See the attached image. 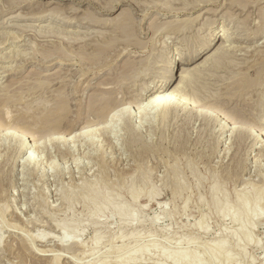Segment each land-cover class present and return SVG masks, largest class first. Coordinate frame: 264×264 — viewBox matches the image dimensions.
<instances>
[{"label": "rangeland", "instance_id": "374dc122", "mask_svg": "<svg viewBox=\"0 0 264 264\" xmlns=\"http://www.w3.org/2000/svg\"><path fill=\"white\" fill-rule=\"evenodd\" d=\"M223 22L252 40L184 61ZM206 59L211 83L184 85ZM148 64L189 105L138 98L87 131L84 102ZM262 86L264 0H0V264H264Z\"/></svg>", "mask_w": 264, "mask_h": 264}, {"label": "bare ground", "instance_id": "6f19581e", "mask_svg": "<svg viewBox=\"0 0 264 264\" xmlns=\"http://www.w3.org/2000/svg\"><path fill=\"white\" fill-rule=\"evenodd\" d=\"M194 7V6H193ZM199 7V6H198ZM184 9V8H183ZM190 9V8H189ZM167 22V21H166ZM168 24L167 23H163L161 25ZM180 24V23H179ZM172 26V25H171ZM179 25H175L173 27H176ZM168 27V26H167ZM253 27V23L249 20V21H243L240 25V28L237 30L238 33H247L248 30L252 29ZM172 28V27H169ZM232 27L230 26V23L227 22H223L221 25H215V23H209V25H207V27L204 30H201V33L196 36V38H194L193 40H191L190 42L186 43V45L188 46V55L184 57V61H199L198 58L199 57H204L207 54L210 53V51L213 49L211 48V43L215 38H219L221 39L222 43V47H220L219 49L225 51V52H229L231 50V48H229V42H232L234 40H238V39H242V40H252L251 37H241L239 35H235L233 30L231 29ZM248 34V33H247ZM153 39V38H152ZM130 41V40H129ZM117 42V41H116ZM133 43V42H132ZM143 43V42H141ZM140 43V44H141ZM129 44V43H128ZM220 46V45H219ZM107 47V46H106ZM218 49V50H219ZM126 50V49H125ZM214 50V49H213ZM234 50V49H233ZM127 52V51H125ZM121 53V51H120ZM130 53V52H129ZM187 53V52H186ZM99 54V53H98ZM94 55V54H93ZM165 55H167V53H165ZM175 55V54H174ZM115 57V56H114ZM183 57V56H182ZM181 57V58H182ZM85 58V57H84ZM118 58V57H117ZM210 59H206L203 60L201 62H199L193 69L189 70L188 76L189 78L192 79V81H189L187 78L182 80L181 82L184 83V85L187 84H192V83H196V82H206V83H211V79L212 76H210V74H208L206 70L210 69L211 67L206 66L207 62L209 63ZM163 61V60H162ZM178 61V60H177ZM164 62V61H163ZM91 63V62H90ZM110 63V62H109ZM128 63V62H127ZM158 63V62H157ZM146 64V63H145ZM179 64V63H178ZM124 66V65H123ZM145 66V65H144ZM163 64H158L157 68L158 71L160 70V68H162ZM130 67V64H129ZM132 67V66H131ZM110 68V67H109ZM123 68V67H122ZM126 68V67H124ZM156 68V67H155ZM217 67L214 70H218ZM113 69V68H111ZM138 70V69H137ZM150 67L149 64L147 65V68H145L142 71H139L138 74L136 75H145L144 78L139 79L137 78V76H130V74H126L125 76H123L121 79H115L111 82H104L101 86L98 87V90L96 91V93L94 94V97L91 98V100H86V102H84V112H86V120L84 119V122L88 127H87V131H92L94 130L98 123H100V121L102 123H104L103 125H109L111 123V121L113 120H118L119 117L121 116V114L125 112V109L127 108L126 105L127 104H132L133 102H135V99H140L139 102L143 101L142 104L144 106V109L149 108V107H157L156 110H161V112H171L172 110V106L174 105L175 102H177V105H181V104H186L189 105V103L187 102L188 97L184 96V94H180L178 95L175 91L176 89H178L181 86H177L176 89L173 90H169V88L166 86L167 83H162L161 85L158 84H153L152 83V78L150 76H147V74L150 71ZM125 71V70H124ZM135 71V70H134ZM133 73V72H132ZM135 73H137L135 71ZM124 74V72H123ZM187 76V77H188ZM236 80V79H235ZM155 82V81H154ZM132 83V84H131ZM213 83V82H212ZM234 84V83H233ZM228 86V85H227ZM235 87V88H233ZM233 87H230L231 90L234 89V93L236 95L240 94L243 95L245 94V87H246V83L244 81L241 80H237L236 83L234 84ZM263 87V86H262ZM249 99L254 100V102H257L259 105H261L262 107H259V109L262 110L263 115H264V87L262 88V90L260 92H258V94H255V97L252 98L250 97ZM146 101V102H145ZM135 104V103H134ZM192 103H190L191 105ZM141 106V105H140ZM143 108V107H142ZM200 110V109H199ZM131 111V110H130ZM143 111V109H142ZM216 109H214L213 112H211L210 114H212V116H216L218 117V115H220V113L216 114ZM78 111H76L77 113ZM209 112V111H208ZM207 112V113H208ZM251 113V112H250ZM4 115V114H3ZM0 116V127L4 128V129H8L9 127H11L13 121H9L10 119H6V120H2L1 117L4 116ZM76 115V114H75ZM74 115V116H75ZM89 116H93V118L89 117ZM239 116V115H238ZM237 116V117H238ZM78 117V116H77ZM220 117V116H219ZM226 117V116H225ZM6 118V117H5ZM81 118V116H80ZM239 118V117H238ZM247 119L248 121L251 120V118H246V117H242ZM13 119V118H12ZM74 119V118H73ZM72 119V120H73ZM223 119V118H222ZM236 120V119H235ZM245 120V121H247ZM216 121H220V125H225L223 123V120H217ZM237 121V120H236ZM242 121V120H240ZM244 122V121H243ZM75 123V121H74ZM241 123V122H240ZM255 123V122H254ZM258 124V123H257ZM79 125V124H78ZM13 126V125H12ZM85 126V125H84ZM100 126V125H99ZM73 127V126H72ZM71 128V127H70ZM84 129V128H83ZM97 129V128H96ZM222 127L219 128V130H221ZM73 130V129H72ZM238 131V130H237ZM255 131V130H254ZM221 132V131H220ZM241 132V131H240ZM243 132V131H242ZM256 132V131H255ZM255 132H249L248 131V136L253 137L254 139L258 140L260 138V133H255ZM261 132V131H260ZM222 133V132H221ZM239 133V132H238ZM246 133V132H245ZM241 135V134H240ZM240 139L246 140V136H241ZM264 140V139H263ZM29 149V145L27 144L26 140H21V152H25ZM31 154H29L30 156ZM28 156V157H29ZM27 158V157H26ZM252 190V189H251ZM253 192L249 190V193ZM248 194V193H247ZM250 195V194H249ZM263 195V194H262ZM261 196V195H260ZM259 196V198H260ZM257 197V196H256ZM243 199V198H242ZM248 199V198H247ZM252 199V198H251ZM262 199V197H261ZM246 199H244L243 201H245ZM257 200V199H256ZM255 200V202H256ZM259 200V199H258ZM247 201V200H246ZM242 203V202H240ZM245 203V202H244ZM248 203V202H247ZM245 203V204H247ZM258 203V202H257ZM260 203V202H259ZM244 204L243 206V210L240 211L239 213H237L238 215L236 216V219L238 221H241V218L245 215V213H249V209L248 207ZM228 205V203L226 202V206ZM249 205V204H248ZM258 205V204H257ZM231 206V203H230ZM233 206V205H232ZM231 206V207H232ZM242 206V205H241ZM256 206V204H255ZM260 206V205H259ZM259 208V207H258ZM231 209V208H230ZM251 209V207H250ZM226 210V209H225ZM254 209L252 210V214H256L253 213ZM251 214V215H252ZM246 216V215H245ZM244 216V217H245ZM250 216V213H249ZM248 217V216H247ZM234 220V219H233ZM244 220V219H243ZM242 220V221H243ZM236 222V220H235ZM238 223V222H236ZM240 224V223H238ZM244 224V223H243ZM13 227H16V225L14 224H10ZM63 228L65 229V227L63 226ZM46 236V235H45ZM44 236V237H45ZM43 237V235H42ZM43 237V238H44ZM64 239V238H63ZM62 238L60 240H63ZM250 240H253L250 238ZM248 240V241H250ZM64 242V240H63ZM250 243V242H249ZM42 251H47V250H42ZM39 253V252H38ZM187 253V252H186ZM194 253V252H193ZM247 253V251H246ZM42 254V253H40ZM44 254V252H43ZM46 254V253H45ZM191 254V251L189 253ZM188 253L185 255H189ZM184 255V256H185ZM61 257V256H60ZM59 256L55 255L54 260L58 261ZM192 258V257H191ZM190 258V260H191ZM60 260V259H59ZM192 261V260H191ZM189 261V264L190 262ZM194 261V259H193ZM231 261V260H230ZM201 262V261H200ZM192 263V262H191ZM95 264H109L108 261L106 259H102L101 261L95 263ZM122 264H126V262L122 263ZM130 264V263H129ZM196 264V263H194Z\"/></svg>", "mask_w": 264, "mask_h": 264}]
</instances>
